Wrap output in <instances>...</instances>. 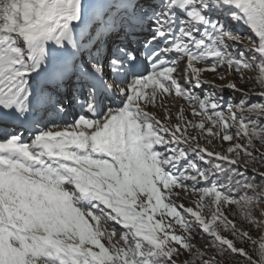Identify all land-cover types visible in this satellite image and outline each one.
<instances>
[{
	"label": "snow or ice",
	"instance_id": "snow-or-ice-1",
	"mask_svg": "<svg viewBox=\"0 0 264 264\" xmlns=\"http://www.w3.org/2000/svg\"><path fill=\"white\" fill-rule=\"evenodd\" d=\"M0 264H264V0H0Z\"/></svg>",
	"mask_w": 264,
	"mask_h": 264
},
{
	"label": "rangeland",
	"instance_id": "rangeland-1",
	"mask_svg": "<svg viewBox=\"0 0 264 264\" xmlns=\"http://www.w3.org/2000/svg\"><path fill=\"white\" fill-rule=\"evenodd\" d=\"M166 103H167L169 106H171V105L173 104V101H170V100H169V101H167ZM198 242H199V243H203L202 240H199Z\"/></svg>",
	"mask_w": 264,
	"mask_h": 264
}]
</instances>
